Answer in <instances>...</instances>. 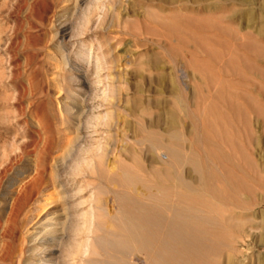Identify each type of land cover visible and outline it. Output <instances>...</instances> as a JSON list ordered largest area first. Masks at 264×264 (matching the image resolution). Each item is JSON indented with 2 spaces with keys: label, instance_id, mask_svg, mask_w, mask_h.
Wrapping results in <instances>:
<instances>
[{
  "label": "rangeland",
  "instance_id": "rangeland-1",
  "mask_svg": "<svg viewBox=\"0 0 264 264\" xmlns=\"http://www.w3.org/2000/svg\"><path fill=\"white\" fill-rule=\"evenodd\" d=\"M173 110L196 156L157 177ZM68 183L65 225L84 217L76 256L91 264H152L166 227L126 244L130 197L213 219L202 264H264V0H0V264L29 256Z\"/></svg>",
  "mask_w": 264,
  "mask_h": 264
},
{
  "label": "bare ground",
  "instance_id": "bare-ground-1",
  "mask_svg": "<svg viewBox=\"0 0 264 264\" xmlns=\"http://www.w3.org/2000/svg\"><path fill=\"white\" fill-rule=\"evenodd\" d=\"M89 59H91V56ZM93 85L98 86V84ZM174 112V110L173 112H169V131L167 137L163 135L155 136L156 145H158V143L160 144L161 142V146L167 150L168 154L167 165L164 168L154 167L152 169L155 176L157 177H172L174 175L172 166L178 160L183 159L184 163H191L193 160H195L194 156L196 155L193 154L191 149L189 155L188 153L186 154L185 151L187 148L181 143V141L184 139V136L182 130L177 128L178 121L176 118V113ZM92 115L93 118L96 117V115ZM86 132L88 135L90 134L89 130H86ZM187 135L189 138H192L193 136L191 132H187ZM164 137H166L165 140L162 139ZM156 145H154V147H156ZM196 172L197 177L195 180L199 179V181L204 182L202 179L203 169L199 163L196 165ZM195 180L194 177L192 179H188L187 177L183 176L181 183L188 190L195 191V189H198L194 187ZM71 185L72 184L69 183L67 185H58L59 193L56 195V198H53L52 200H54L53 203H61V207L45 215V217L38 223V226L35 228V230L30 233L28 238L30 247L27 249L30 254L26 258L24 257L21 259L18 264H78L81 262L83 264H91L93 262V260L90 258L79 259L76 256V250L82 242L80 241L81 237L79 234L83 229L82 227H84V217L80 215L75 216L76 227L73 232H71V237L68 235L69 229H67L65 225L71 218L69 208L66 207L70 199V194L67 189ZM36 191L37 186H31L27 196L30 197L34 195ZM76 191L79 192L78 190ZM77 192L76 197L78 196ZM15 198L17 202L11 205L10 208V214L12 215L13 219H17L19 217L23 206L22 198L19 195H17ZM196 198H198L197 200H203L201 196ZM149 199L156 200L159 199V197L153 192H150ZM128 200L133 204V206L137 207L139 211H141V214H136L127 221L130 228L134 230L130 231V236H126V244L129 243V238L127 237L133 238L141 246L144 244L143 240L145 236H140L138 235V232H136L139 226L142 228H150L153 226L159 229L161 226H163L162 224H164L163 227H166L162 232L164 239L162 242H160L161 245H157V247L151 251L152 255H154L152 264H202V261L205 260L207 253L206 250H209L210 246L208 236H212L215 232L213 226H216V222H214L213 219L199 213L196 209H191L189 201L186 208L173 206V216L166 218L164 215L156 211L151 204H144L143 197H130ZM236 227L237 226H235V228ZM88 248L91 250V246ZM162 249L167 250V253L164 254ZM147 264H149V262H147Z\"/></svg>",
  "mask_w": 264,
  "mask_h": 264
}]
</instances>
